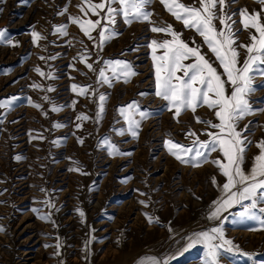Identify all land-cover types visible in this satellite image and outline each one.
Returning <instances> with one entry per match:
<instances>
[{
    "label": "rangeland",
    "instance_id": "obj_1",
    "mask_svg": "<svg viewBox=\"0 0 264 264\" xmlns=\"http://www.w3.org/2000/svg\"><path fill=\"white\" fill-rule=\"evenodd\" d=\"M183 2L191 4L193 0ZM79 3L80 0H0V30L6 33L5 42L0 43V99L18 98L8 109L0 108V225L5 229L0 231V264H135L144 255L156 256L161 264H203L204 245L188 247V238L215 226H221L225 237L241 249L233 253L221 250L220 264H264V228L259 220L237 223L236 214L243 211L240 205L221 214L222 224L207 218L211 202L220 194L211 177L216 176L219 184L225 181L218 169L210 163L195 168L180 164L164 145L167 138L190 145L192 138H185L188 126L198 135L205 127L195 122L190 111H185L177 123L166 102L155 95L152 51L147 44L170 36L151 32L144 22L125 25L118 17L119 35L109 40L101 52L93 49L92 41L67 19L69 15H80L76 7ZM65 5L68 12L58 15ZM244 7L252 11L259 10L260 5L257 0H234L230 10ZM149 10L153 11L154 21L173 24L190 45L195 40L216 66L202 38L185 29L159 0H152ZM60 24H67L68 36L54 31L53 25ZM33 30L45 37L39 46L32 43ZM8 39L13 45L7 43ZM239 41L248 43V32L241 30ZM85 46L91 53L89 63L97 57L101 61L126 60L137 75L127 83L120 79L113 80L111 87L97 85L102 62L94 63L95 70L89 71L79 58L73 59L83 53ZM161 53L157 51V55ZM240 53L242 63L245 52L240 49ZM41 56L56 59L41 60ZM37 66L45 73L52 71L55 79L41 77L34 71ZM33 83L43 88L30 87ZM74 83L90 84L98 91L80 96L71 89ZM261 85L264 77L257 75L250 95L254 108H264ZM48 86L55 91L46 93ZM99 93H106L108 98L102 118L96 123ZM44 95L61 106V111H51L52 103L44 101ZM28 98L42 109L29 104ZM133 100L141 111L152 113L141 121L137 138L127 132L128 125L118 111ZM80 113L90 119L77 121ZM196 115L216 122L207 107L198 108ZM135 118L139 119V115ZM249 122L251 128L246 134L254 143L246 153V170L258 152L255 141L264 138V112L245 117L239 127ZM55 123L63 126L53 127ZM77 123L82 127L77 129ZM119 129H124L125 134L117 135ZM40 136L43 139L31 138ZM77 138L83 143H78ZM105 138L124 154L109 155L107 145L102 143ZM200 139L207 136L200 135ZM218 155L213 153L210 159ZM72 168L81 171H70ZM45 192L56 206L51 210V221L40 219L32 211H50L42 203ZM149 198L148 207L139 203ZM258 207H264V202ZM77 208L84 212L83 220ZM145 212L159 217L160 224L148 223ZM57 238L61 243L59 256L53 255Z\"/></svg>",
    "mask_w": 264,
    "mask_h": 264
},
{
    "label": "snow or ice",
    "instance_id": "obj_2",
    "mask_svg": "<svg viewBox=\"0 0 264 264\" xmlns=\"http://www.w3.org/2000/svg\"><path fill=\"white\" fill-rule=\"evenodd\" d=\"M233 2L234 0H193L191 4H186L183 0H159L164 10L180 22L185 29L193 30L202 38L208 52L215 57L216 66L209 56L201 51V47L196 44L195 40H192L190 45L183 39V34L175 30L173 24L165 22L158 24L153 20V11L149 10L152 0H80V3L76 5L80 15H69L67 19L78 27L84 37L92 41L93 49L101 52L109 40L119 35L117 31L118 17L122 18L125 25H130L133 21L144 22L149 25L151 32L170 36V39L162 41L152 39L147 44V47L152 51L155 95L166 102L168 110L172 113V119L177 123L181 122L180 117L185 111H190L197 124L205 125L200 135H206L207 139H200L197 131L188 126L185 138H192L190 145H184L173 138L165 139L164 145L169 154L180 164L195 168L210 163L225 178L224 183L219 184L216 176L211 177L213 186L218 188L220 194L211 202L208 220L219 221L222 224L221 214L234 205H240L243 211L236 214L239 217L237 223L247 219L259 220L264 228V207H258L261 202H264V138L255 141L258 152L252 157L251 167L246 170L244 167L246 153L254 143L246 133L250 130L252 122L245 124L243 128L239 127L240 121L245 117L264 112V108H254L250 101V95L255 90V77L257 75L264 77V0H257L260 8L252 11H249L247 7L230 10ZM67 12L68 7L65 5L63 10L57 14L64 15ZM53 29L62 36L69 35L67 24L53 25ZM241 30L248 32L249 42L246 44L239 41ZM94 32L98 35L94 36ZM5 36L6 33L0 30V43L5 42ZM31 38L32 43L37 46H39L40 40L45 39L40 32L35 30L31 32ZM7 43L13 45L11 39H8ZM68 43L70 44L71 41ZM80 43L83 44V40ZM240 49L245 52L242 63ZM158 50H162L159 55H157ZM77 58L89 71L95 70L94 63L102 62L104 66L99 68L96 78L97 85L111 87L113 80L122 79L124 83H127L137 75L133 65L126 60L106 59L101 61L97 57L96 61L89 63L91 53L87 46L83 53H77V56L73 57L74 60ZM40 59L55 60L56 56H41ZM186 61L191 62L186 63ZM70 67L75 68V65H70ZM218 68L222 69V72L218 71ZM34 71L46 79H55L52 71L45 73L39 66ZM109 71L111 75L107 74ZM30 87L43 88L41 84L37 83H33ZM71 89L80 96L98 91L90 84L74 83L71 85ZM44 91L48 93L55 89L48 86ZM140 95H144V93H140ZM107 98L106 93H99L96 123H99L102 118ZM16 99L18 98L15 96L10 99H0V108L8 109ZM42 99L52 103L48 95H44ZM28 103L37 109H42V106L34 103L31 98H28ZM72 104L74 106L76 101H73ZM200 107H207L213 112L216 122L202 119L196 115V111ZM51 111L59 112L61 106L52 103ZM118 111L128 125L127 132L133 138H137L139 135L141 121L152 114L148 111H141L140 105L135 100L121 106ZM137 114L139 119L135 118ZM76 119L77 121H87L90 117L80 113ZM62 126L59 123L53 125L56 128ZM81 127V123L76 124L77 129ZM261 127L264 128V125ZM116 134L124 135L125 130H116ZM31 138L43 139L42 136ZM77 142L82 144L83 139L77 138ZM102 143L107 145L109 155L124 154L109 139L105 138ZM213 153H219V155L210 159ZM19 158L17 157V159ZM69 170L81 171L80 168ZM41 191L45 190L41 189ZM45 195L46 199L42 203L50 211L41 213L38 208H33L32 211L38 213L40 219L51 221V210L56 206L47 198V192ZM140 195L146 194L141 192ZM245 201L249 203H244ZM139 203L148 207L150 198L149 200H140ZM76 212L83 220L84 212L80 208H77ZM143 215L148 223L160 224L159 217L150 215L148 212ZM53 225L55 226L54 222ZM0 231H5L2 225H0ZM169 231H172L170 226ZM188 239L191 240L188 247L193 244L204 245L203 264H220L221 250L227 253L241 251L237 244L225 237L221 226L194 232ZM90 243L91 240L85 242V250ZM50 246L45 245V247ZM54 247L57 251L53 255L59 256L61 248L59 238H57ZM244 255L251 254L244 253ZM135 264H161V261L154 255H144Z\"/></svg>",
    "mask_w": 264,
    "mask_h": 264
}]
</instances>
